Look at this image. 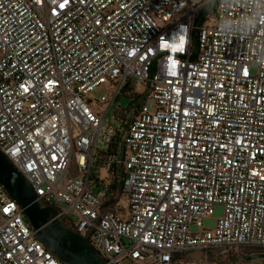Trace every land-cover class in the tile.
<instances>
[{
  "label": "built area",
  "instance_id": "2783aa9c",
  "mask_svg": "<svg viewBox=\"0 0 264 264\" xmlns=\"http://www.w3.org/2000/svg\"><path fill=\"white\" fill-rule=\"evenodd\" d=\"M209 1L0 0V150L104 264L264 253V0H217L192 44ZM0 264H65L1 183Z\"/></svg>",
  "mask_w": 264,
  "mask_h": 264
},
{
  "label": "water",
  "instance_id": "95a60500",
  "mask_svg": "<svg viewBox=\"0 0 264 264\" xmlns=\"http://www.w3.org/2000/svg\"><path fill=\"white\" fill-rule=\"evenodd\" d=\"M0 183L7 193L20 205L30 223L34 235L65 264H104L100 254L82 234L69 227L58 217V209L51 204L43 205L37 200L32 184L0 150ZM252 258L262 259L258 252Z\"/></svg>",
  "mask_w": 264,
  "mask_h": 264
},
{
  "label": "rangeland",
  "instance_id": "374dc122",
  "mask_svg": "<svg viewBox=\"0 0 264 264\" xmlns=\"http://www.w3.org/2000/svg\"><path fill=\"white\" fill-rule=\"evenodd\" d=\"M109 88L106 84H101L97 86L95 89L89 92L91 96V107L93 110L98 108L97 103L94 100H98L100 95L108 94ZM129 96L121 94L116 101L112 103L109 109L106 112V116L110 117L114 108H125L128 106ZM151 104V103H150ZM105 105H102V108ZM74 170V163L71 164L69 172L66 174V178L72 176ZM222 214V205L217 204L214 207V211L211 214H208L204 217L203 226L206 228H214L218 217ZM262 252L255 248H241L239 252L228 251L226 253H221L220 251H214L206 253L205 251L201 253V251H193L185 254L182 258V261L179 264H193L194 261H205L208 262L218 261L220 263H229V264H262V259L260 258H252L251 255L254 253ZM247 255V257L245 256ZM131 264V263H127Z\"/></svg>",
  "mask_w": 264,
  "mask_h": 264
},
{
  "label": "trees",
  "instance_id": "16d2710c",
  "mask_svg": "<svg viewBox=\"0 0 264 264\" xmlns=\"http://www.w3.org/2000/svg\"><path fill=\"white\" fill-rule=\"evenodd\" d=\"M216 2L217 0H210L209 2L201 5L195 12L193 17V27H192V44L194 43V39H195L194 34L196 32L197 27L200 26L206 20L207 16L213 13L216 6ZM141 97L142 95H137L136 97H134V99H139ZM133 102L134 100L130 103L132 104Z\"/></svg>",
  "mask_w": 264,
  "mask_h": 264
},
{
  "label": "flooded vegetation",
  "instance_id": "af4514ba",
  "mask_svg": "<svg viewBox=\"0 0 264 264\" xmlns=\"http://www.w3.org/2000/svg\"><path fill=\"white\" fill-rule=\"evenodd\" d=\"M247 257V255H245Z\"/></svg>",
  "mask_w": 264,
  "mask_h": 264
},
{
  "label": "snow or ice",
  "instance_id": "6c2138e0",
  "mask_svg": "<svg viewBox=\"0 0 264 264\" xmlns=\"http://www.w3.org/2000/svg\"><path fill=\"white\" fill-rule=\"evenodd\" d=\"M61 6H63V5H61Z\"/></svg>",
  "mask_w": 264,
  "mask_h": 264
}]
</instances>
